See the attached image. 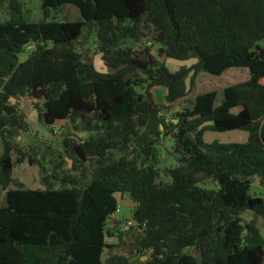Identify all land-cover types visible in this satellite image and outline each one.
<instances>
[{
	"label": "trees",
	"instance_id": "1",
	"mask_svg": "<svg viewBox=\"0 0 264 264\" xmlns=\"http://www.w3.org/2000/svg\"><path fill=\"white\" fill-rule=\"evenodd\" d=\"M66 5L75 20H48ZM2 11L0 264H264V0H41L37 22L19 0H0ZM231 69L248 79L223 88L219 103L208 91L168 115L156 104L155 88L171 105L188 77ZM25 98L39 101L56 147L19 145ZM234 130L247 141L202 139ZM164 137L176 164L162 174ZM24 162L39 168L38 187L14 180ZM125 198L134 206L119 219ZM124 234L129 250L113 252Z\"/></svg>",
	"mask_w": 264,
	"mask_h": 264
},
{
	"label": "rangeland",
	"instance_id": "2",
	"mask_svg": "<svg viewBox=\"0 0 264 264\" xmlns=\"http://www.w3.org/2000/svg\"><path fill=\"white\" fill-rule=\"evenodd\" d=\"M19 1L23 3L26 8V12H27L26 18L28 21L37 22L41 20L42 18L41 0H19ZM68 8L70 7L66 5V6H63L57 12H51L48 17V20L56 21V22H62L66 20H75L77 14L75 16H70L71 13L68 10ZM7 18L8 17L5 15V12L2 11L0 13V22L6 21ZM85 42L86 41L82 40L78 48L84 47L85 49L86 48L84 45ZM87 43L88 41L86 42V44ZM157 48H158L157 46L153 47L154 53H157L156 52ZM86 49H87L86 52L88 54V58L91 60H94L95 67L100 70L101 66H99V63H97L99 56L95 54L96 52L95 50H93L92 47H88ZM27 50H30V49L27 48ZM21 59L23 60L24 57H21ZM192 61L194 60H190V62H187L186 64L190 65ZM178 63L179 61L167 59L165 65L171 71H175L178 68L177 67L179 65ZM247 79H248V72L246 70L231 69V70L226 71L220 77L211 76L207 73L201 72L195 76L192 85H190V77H188L187 79L188 93L183 99L171 105L167 104L164 100V94H163L164 89L160 87L154 89V93H155L154 97H155V101L157 105L168 107L169 110H163L162 112L163 115H168L169 112L175 113L177 111H180L184 107L190 106L193 98L199 93L215 91L217 93L216 103H219L221 96H222L223 88L231 84L243 82ZM15 102L16 101H14V103ZM38 107L40 108L39 101L31 102L30 100L26 98L22 99L21 102L19 103V108L22 110V112H24L25 118L27 121L26 131L21 133V135L18 137V139L21 141L19 145L24 146V147H29L30 145H33V144L38 145L40 141H44V142L51 141L50 142L51 147L52 146L56 147L55 145H53V141H55V136L47 132L41 124V120H40L41 111L39 110ZM55 132H56V128L53 129V133ZM202 139L205 143L217 142L220 144H243L247 141V133L244 131H240V130L228 131V132H223V133L206 131L203 133ZM0 146H1V142H0ZM171 146H172V140L170 139V137H164L159 147V155L161 157L160 170L162 174H163V171H165V169L173 167L176 164L175 159L168 154V151L171 150ZM141 159H143V156ZM71 164L72 162L70 160V162L68 163V166L71 167ZM38 170L39 168L36 165L29 166L27 162H24L20 165H17L14 168L12 175H13L14 180L18 184H23L26 187L34 188V187H38L39 185ZM163 179L165 180L164 177ZM199 185L206 189H217L218 188L217 183H214L209 180L201 182ZM1 200H2V193L0 192V202ZM129 215H130V209L127 207H123L122 205L120 206V208L118 209V212L116 213V217L119 219L129 217ZM242 219L247 222L252 219V215L250 213H245L242 215ZM121 221H120L121 224H119L120 230H122L121 225L124 224L123 223L124 221L123 222ZM257 226L259 227L262 235L264 236V220L258 219ZM131 242H132V237L128 234L127 235L124 234L123 240H122L123 245L121 243V247L114 248L113 252H117V253L127 252L129 250V245ZM116 243H117V240H116ZM110 245H113V244H110ZM140 260L144 261L142 260V258Z\"/></svg>",
	"mask_w": 264,
	"mask_h": 264
},
{
	"label": "water",
	"instance_id": "3",
	"mask_svg": "<svg viewBox=\"0 0 264 264\" xmlns=\"http://www.w3.org/2000/svg\"><path fill=\"white\" fill-rule=\"evenodd\" d=\"M256 49L258 50V52H259V55H260V57H262L263 56V50H261L260 49V47H256ZM160 53L162 54V58H161V60L162 61H164L165 60V55L163 54V49H160ZM10 101L12 102V103H14V99L13 98H10ZM164 112H166V111H164ZM174 122H176V120H173ZM141 158H142V156H141ZM67 161H68V163L70 162V160L69 159H67ZM256 183H258V180H256ZM19 188H21V186L19 187ZM254 190H256V188L255 187H253V191ZM123 207H132V206H134V204L132 203V202H130V201H128V199L127 198H125L123 201H122V204H121ZM146 258L145 257H142V260H145Z\"/></svg>",
	"mask_w": 264,
	"mask_h": 264
},
{
	"label": "crops",
	"instance_id": "4",
	"mask_svg": "<svg viewBox=\"0 0 264 264\" xmlns=\"http://www.w3.org/2000/svg\"><path fill=\"white\" fill-rule=\"evenodd\" d=\"M163 94L165 95V91H163ZM1 153H2V146H0V155H1ZM108 243L116 244L115 238H110Z\"/></svg>",
	"mask_w": 264,
	"mask_h": 264
}]
</instances>
